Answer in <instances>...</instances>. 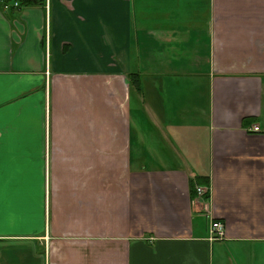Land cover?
Instances as JSON below:
<instances>
[{
    "label": "crops",
    "instance_id": "crops-1",
    "mask_svg": "<svg viewBox=\"0 0 264 264\" xmlns=\"http://www.w3.org/2000/svg\"><path fill=\"white\" fill-rule=\"evenodd\" d=\"M6 5L0 264H264V0Z\"/></svg>",
    "mask_w": 264,
    "mask_h": 264
},
{
    "label": "trees",
    "instance_id": "trees-1",
    "mask_svg": "<svg viewBox=\"0 0 264 264\" xmlns=\"http://www.w3.org/2000/svg\"><path fill=\"white\" fill-rule=\"evenodd\" d=\"M9 1H13L17 3L19 6H29L31 4H37L41 5L43 0H1L2 4H6ZM128 81L131 86V90L135 88L136 91L139 92L140 90V75L139 74H130L128 75ZM253 121L252 118L244 119L243 124L249 125ZM189 184V190H190V195L194 198L196 196V186H201L205 185L206 186V192L203 194L202 198L206 201L208 199V193H209V188H208V180L204 178H194L188 181Z\"/></svg>",
    "mask_w": 264,
    "mask_h": 264
},
{
    "label": "built area",
    "instance_id": "built-area-1",
    "mask_svg": "<svg viewBox=\"0 0 264 264\" xmlns=\"http://www.w3.org/2000/svg\"><path fill=\"white\" fill-rule=\"evenodd\" d=\"M6 8V6H4ZM254 132H259V128L254 126L251 128ZM206 192L204 188H201L199 186H196V193L198 196H203V194ZM210 233V239L219 241L222 240L224 237V225L221 222H212L209 229Z\"/></svg>",
    "mask_w": 264,
    "mask_h": 264
},
{
    "label": "rangeland",
    "instance_id": "rangeland-1",
    "mask_svg": "<svg viewBox=\"0 0 264 264\" xmlns=\"http://www.w3.org/2000/svg\"><path fill=\"white\" fill-rule=\"evenodd\" d=\"M136 102H137V105H138V108H141V102L140 101H136V99H134L133 100V105H136ZM134 108H135V106H134ZM148 109H147V107H146V105L144 106V111H145V113H146V111H147ZM134 115V116H133ZM132 116H133V121H137L138 119H140L139 117H137V115H135V114H132ZM140 124H139V120L137 121V127L139 128L140 126H139ZM132 126H133V124H132ZM145 126H146V121L143 119L142 120V128L141 129H139L138 130V132H141V133H143V131H145L146 130V128H145ZM135 130H137V129H135ZM142 151H144V150H142ZM143 163V162H142ZM159 164H161V165H167L168 163H166L165 161H162L160 158H159V156L157 157V156H149V159H148V161H147V167H152V166H157V165H159ZM171 165L173 164L174 165V162H171L170 163ZM169 164V165H170Z\"/></svg>",
    "mask_w": 264,
    "mask_h": 264
}]
</instances>
